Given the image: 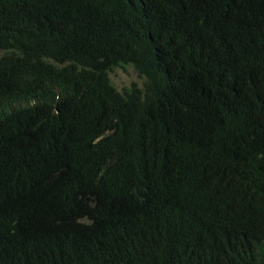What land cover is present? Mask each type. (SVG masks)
I'll list each match as a JSON object with an SVG mask.
<instances>
[{"label": "trees", "instance_id": "trees-1", "mask_svg": "<svg viewBox=\"0 0 264 264\" xmlns=\"http://www.w3.org/2000/svg\"><path fill=\"white\" fill-rule=\"evenodd\" d=\"M0 264H264V0H0Z\"/></svg>", "mask_w": 264, "mask_h": 264}, {"label": "rangeland", "instance_id": "rangeland-1", "mask_svg": "<svg viewBox=\"0 0 264 264\" xmlns=\"http://www.w3.org/2000/svg\"><path fill=\"white\" fill-rule=\"evenodd\" d=\"M110 78L120 90L130 86L132 83H137L141 86L144 81V77L139 74L132 64L115 67L110 71Z\"/></svg>", "mask_w": 264, "mask_h": 264}]
</instances>
